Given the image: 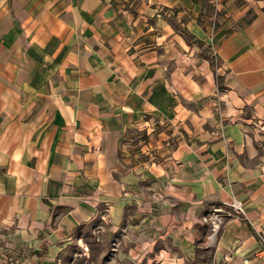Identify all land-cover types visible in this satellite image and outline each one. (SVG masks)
I'll return each instance as SVG.
<instances>
[{"label":"crops","instance_id":"0c3cea01","mask_svg":"<svg viewBox=\"0 0 264 264\" xmlns=\"http://www.w3.org/2000/svg\"><path fill=\"white\" fill-rule=\"evenodd\" d=\"M133 216L161 264H264V0H0V264Z\"/></svg>","mask_w":264,"mask_h":264},{"label":"rangeland","instance_id":"374dc122","mask_svg":"<svg viewBox=\"0 0 264 264\" xmlns=\"http://www.w3.org/2000/svg\"><path fill=\"white\" fill-rule=\"evenodd\" d=\"M132 136L138 137L136 132ZM133 213L134 210L128 211ZM134 217V216H133ZM134 218L130 219V228L120 227L115 234L107 235V229L86 227L73 237L72 242L60 252L59 264H161L155 258L159 242L154 245L141 240L139 229L134 227ZM125 229V230H124ZM126 231V232H124ZM124 234V235H123ZM78 236V237H77ZM126 237V238H124ZM125 239V240H124ZM140 239V241H139ZM139 241V242H138ZM131 246L133 249H128ZM136 249H134V247ZM155 248V249H154ZM129 252L131 254H129ZM189 259L183 264H212L210 249L196 247Z\"/></svg>","mask_w":264,"mask_h":264},{"label":"built area","instance_id":"2783aa9c","mask_svg":"<svg viewBox=\"0 0 264 264\" xmlns=\"http://www.w3.org/2000/svg\"><path fill=\"white\" fill-rule=\"evenodd\" d=\"M211 54L213 57H217V51L214 48H211ZM225 206L230 207L231 211L227 213L224 210L223 205H213L211 206L210 211L203 217V220L209 225L210 233L208 235L209 239L214 238L218 232L221 224L224 222L226 216L225 214L230 215L231 213L245 215L243 204L237 198H232L230 201L224 203ZM258 249L255 251L256 258L264 259V232H258L257 234Z\"/></svg>","mask_w":264,"mask_h":264}]
</instances>
